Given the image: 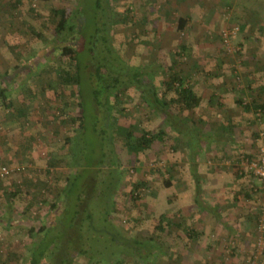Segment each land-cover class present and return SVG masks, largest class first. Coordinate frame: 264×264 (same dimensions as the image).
<instances>
[{"label":"rangeland","instance_id":"rangeland-1","mask_svg":"<svg viewBox=\"0 0 264 264\" xmlns=\"http://www.w3.org/2000/svg\"><path fill=\"white\" fill-rule=\"evenodd\" d=\"M10 1L0 0V87L10 91L12 101L8 109L0 102L4 156L0 158V164L24 169L14 172L0 187V264H16L17 257H23L25 262L29 254L26 247L31 243L28 228L32 220H36L37 227L41 225L37 222H43L48 211L43 199L50 200L60 194L67 185V176L76 179L77 187L86 182V193L93 194L97 185L94 169L105 145L109 158L103 166L104 174H109L110 168L120 181L115 188L116 205L109 226L101 212L91 218L103 230H85V237L88 238L87 233L90 235L86 249L89 256L78 254V249H83L77 248L80 245L77 232L60 239L65 245L72 242L71 252L77 251L75 264H89L90 260L91 264H114L118 258L122 264H264V232L258 230L264 195L248 163L259 154L264 116L246 111L238 103L239 100L247 105L253 100L264 101V92L256 91L264 87V23L263 28H260L262 24L253 26L251 22L249 27L242 28L243 15L247 16V11L243 10L240 15L234 10L233 4L237 2L233 1L197 0L200 5H219L220 16L214 25H210L211 15L205 9L202 12L196 0H186L184 8L175 0L102 2V6L114 7L119 19H123L125 12L129 15V19L112 29L114 46L127 67L144 69L151 62L167 71L172 67L182 75L190 74L189 83L197 93H206L203 95L205 108L200 106L179 116L195 120L197 125L193 126L203 131L206 135L202 137L209 140L199 161L205 191L203 197L210 206L211 203L219 204L227 222L224 226L208 213L209 210L200 212L195 205L188 146L182 141L176 143L178 135L166 123L165 117L142 105L137 92L130 90L121 104L123 112H114L118 118L116 126L137 125L141 130L165 132L164 141L154 142L137 155L128 153L115 125L114 129H108L106 141L101 134L105 130L103 123H99L98 133L95 132L92 91L97 90L99 83L93 86L88 74L79 87L85 100L86 128L77 133L79 123L62 125L54 119L55 115L63 118L64 113L76 118L79 111L71 95L72 89L62 91L54 72L49 74L50 77L43 75L53 67L59 55L57 47L50 49L58 43L54 26L45 24L42 27L40 24L42 19L47 23L50 6L41 0H21L18 11H12L7 4ZM51 2L54 7L66 8L77 15V0ZM93 5L94 0H88L86 19L89 28L95 16ZM189 12L193 16L188 17ZM36 15H39L38 20ZM184 17L189 18L188 29L180 32L178 22ZM254 19V24L264 19L263 13ZM28 24L35 33L28 31ZM233 27L238 30L228 46L222 34ZM257 29L259 34L255 32ZM18 30L25 33L19 34ZM182 45L187 46V52L179 56L177 53ZM81 56L84 62L86 46ZM34 68L39 70L35 73ZM169 75L162 73L156 80ZM220 85L225 92L222 91L213 104V101L209 103V91ZM43 93L45 97H42ZM220 100H226L225 105L218 106ZM18 109L24 110L25 118L18 115ZM103 111L95 113L105 114ZM113 123V118L105 121L108 126ZM139 135L137 131L135 136ZM70 137L73 138L68 144L66 141ZM113 160L116 161L114 166ZM171 179V187L165 186ZM141 181L147 186L135 191L134 185ZM98 189L102 191L101 187ZM16 191L26 194L24 197H28V201L12 196ZM31 192L37 195L33 196ZM133 196L138 197L137 202ZM36 200L44 202L43 205L37 204ZM28 202L31 209L26 208ZM14 208L19 214L26 215L23 219L19 215L17 224L12 223L3 232V223L8 218L13 219ZM28 215L32 219L30 224ZM162 216L172 224L168 226ZM21 220L24 228L19 224ZM160 226L168 229L162 236ZM191 230H194L192 239L188 236ZM170 231L173 233H168ZM152 246H156V250ZM143 255L150 258L144 261L139 257Z\"/></svg>","mask_w":264,"mask_h":264},{"label":"trees","instance_id":"trees-1","mask_svg":"<svg viewBox=\"0 0 264 264\" xmlns=\"http://www.w3.org/2000/svg\"><path fill=\"white\" fill-rule=\"evenodd\" d=\"M41 1L48 3L50 9L47 23L46 21L43 23V19L41 23H39L42 27L46 26L45 24L54 26V34L58 37V43L53 45L50 49L52 50L54 47H57V51H59V55L55 58L56 60L53 67H49L48 71L44 72L43 75L46 77L54 72L57 83L62 91L64 89H72L71 95L74 97L76 107L79 111L76 118H72L69 113H64L63 118L55 115V120L58 119L59 123L62 125L79 123L77 133L86 128L85 121L87 119V112L84 106L85 100L79 87L82 80L84 81L85 74H88L89 80L93 82V86L99 83L97 90L92 91L94 97L93 110L96 115L94 125L96 129L95 132H97V126L99 123H103L105 130L107 131L103 130L101 133L104 141H106V134L109 131L108 129H114L116 124L118 125V118L114 116V112H123V107L121 105L125 102L123 98L127 97L130 90H133L134 92H137L141 104L145 105L150 112L165 117L166 123H168L171 129L178 135L176 143L179 144V142L184 141L192 151L201 146L202 142L205 140L202 135L206 134L193 126L197 125L195 120L192 118H181V116H179V114L184 111L198 109L202 101L201 97L194 90L192 83H189L191 80L190 75H182L176 72L172 67L168 68L167 71L161 65L156 64V66H154L156 62H151L145 66L142 65V67L144 66V69L140 68L141 66L138 68L127 67L125 65L127 64L126 61L120 57L119 52L114 46L112 29L115 25L123 23L125 20L129 19V15H127L126 12L123 19H119V13L114 7L110 5L107 8V6H102L103 0H94L93 6L95 9V16L92 20V27L89 28V23L86 19L88 0H77V15L75 13L72 14V12L66 8L54 7L51 2L52 0ZM21 3V0H12L10 3L7 2L12 11H18V7ZM125 10L128 13L130 12L129 8H126ZM38 16L36 15V20H38ZM185 22V19H179L178 29L180 32L184 29ZM28 31H31L32 33L34 32L33 27L29 24ZM17 32L19 34L25 33L24 30H18ZM37 35L39 36L40 34ZM85 46L87 48V56L86 60L83 62L81 54ZM10 48L14 49L15 47L10 46ZM186 52L187 46L182 45L180 52H178L177 55H184ZM44 55L45 53L43 56ZM65 64H67L66 67L64 66ZM111 64L115 67L113 68ZM34 70H36V73L39 68H34ZM162 73L166 75L170 73V75L163 80H156L157 76ZM9 92L8 89L0 87V102L7 109L12 106ZM42 97H45L44 93L42 94ZM112 99H114V102H112ZM238 103H240L246 111H253L258 115L264 116V101L260 102L253 100L252 104L247 105L239 100ZM101 109H104L103 112L105 114L101 113L98 115V113H95L97 110L100 112ZM17 112L19 113V116L25 118L23 109H18ZM110 118H113L114 123L108 126V124H105V121H108ZM137 131L140 133L139 136H135ZM116 132L124 139V145L128 153L134 155L146 151L156 141H164L165 135V132L162 130L158 132L146 131L141 130L137 125H130L129 127L116 126ZM72 138L73 137L67 139L66 143L70 144ZM207 141L209 140H205L206 143ZM105 147L106 145L102 148L101 157H99L98 163L94 169V176L97 185L99 184L98 187H101L102 191H100L96 185L97 188L95 187L93 189V194L88 195L85 191L86 182H83L82 185L80 184L77 187L76 179L67 176V185L60 194H57L55 198L50 200L43 199L45 205H48V211L46 212V215H44L45 218L43 222H37L41 223L39 227L34 224L36 220H32L31 215H28V224H30L32 220V223L28 228V237L31 240V243L26 247L29 254L26 257L27 259L25 262L23 261V257H17L16 264H75L77 258L74 254H77V251H75V253L71 252L70 247L72 242L65 245V243L61 241L71 232H77V238L80 241V245L77 248L82 247L83 249H78V254L89 256V251L86 249H88L87 246L89 244L90 235L87 233L88 238H86V231L93 232L95 228H99L98 232L103 230V227L97 225L96 222L93 223L91 218L96 217L97 214L101 212L102 216L105 217V223L109 226L111 212L114 210V205H116L115 188L120 182L116 179L117 177L114 176L110 168L108 170L110 175L104 174L103 166H105L107 162L106 159L109 158L108 153L105 151ZM176 149L177 148H175V150ZM193 158L194 157L190 159L189 170L195 189V205L198 206V209L201 211H213V207H209L204 201L205 198L203 195L205 194V191L203 190V179L199 173V166ZM114 163H116V161H111L113 166ZM78 164L79 163H77V167H79ZM0 165L8 166L7 164ZM18 168L20 167H14L16 173ZM25 180L26 179L24 178V181ZM4 181L5 180L0 181V187L3 185ZM171 181L172 179L167 180L165 186L171 187ZM107 183L112 186H106ZM146 186L147 184L144 181H141L134 185V190L139 191L141 187L144 188ZM3 193L7 192L3 191ZM28 194L30 195V193ZM25 195L26 194H23L22 191H16L12 196L16 197L17 200L24 199V201H28L29 198L24 197ZM32 195L35 196L37 194L33 193ZM36 201L39 205H43L42 203H44L40 200ZM134 201H138L137 196L134 197ZM31 207L32 205L28 202L26 208L31 209ZM213 212L217 215L215 210ZM11 215L13 218L12 220L9 218L6 220L4 219L6 222L3 223L2 226L4 229L3 232L7 231L12 223L17 224V217L19 215L22 216L23 219V215L26 214H19V210L14 208ZM218 218H220L219 214ZM260 218L261 216H259L258 219L259 225ZM162 221H166L168 226L172 224L165 216H162ZM19 224L22 225L21 228H24L22 220ZM159 230L162 231L161 236L168 231L167 228L162 226L159 227ZM168 233L172 234L173 232L170 231ZM193 234L194 230H191L188 236L191 238ZM38 235H43V237L38 238ZM1 238L0 233V240ZM120 242L122 243V241ZM1 245L3 246V244ZM66 246H68V248ZM153 247L154 246H152V248ZM233 249L236 250L235 248ZM154 250H156V246L154 247ZM149 256L151 257L152 254ZM149 256L143 255L139 257L145 261V259L147 260L150 258ZM89 264H91V260ZM114 264H122V261L119 258L115 259Z\"/></svg>","mask_w":264,"mask_h":264},{"label":"crops","instance_id":"crops-1","mask_svg":"<svg viewBox=\"0 0 264 264\" xmlns=\"http://www.w3.org/2000/svg\"><path fill=\"white\" fill-rule=\"evenodd\" d=\"M165 1H167V0H165ZM178 1H180V3L182 4V7L184 8V6H186V0H175V2L177 3ZM188 1V0H187ZM225 1H233L232 3H235V2H237L236 4H233L234 5V10H236V11H238L239 12V14L241 15V12L243 11V10H245V11H247V16H245V15H243V24H242V28H244V27H249V24H250V22L253 24V26L254 25H259V24H262L261 26H260V28H263L262 26H263V23H264V19H262V20H259V22H256V24H254L255 23V19L254 18H256L257 16H261V14L263 13V16H264V0H258V1H256V0H225ZM263 1V2H262ZM196 2H197V0H196ZM202 2V1H201ZM195 3V2H194ZM229 3V2H228ZM197 4L200 6L199 8H200V10H202V12L204 11V9L205 10H207V12L209 13L208 15H211V24L210 25H214L215 23H216V20H217V18L220 16V13H219V5H213L212 3H209V4H211V5H207L206 3H204L203 5H200V3H198L197 2ZM228 5H230V4H228ZM226 6V5H225ZM237 6V7H236ZM220 7H222V5L220 4ZM228 8H230V6H228ZM215 11V12H214ZM188 15V14H187ZM191 16H193L192 14H191V12H189V15H188V17H191ZM237 18V17H236ZM248 18H249V20H248ZM180 19H185V27H184V29H182V31L183 30H185V29H188L187 27H188V19L187 18H180ZM236 22H238V20H236ZM179 23V22H178ZM179 25V24H178ZM241 26V25H240ZM253 26H252V29H253ZM179 28V27H178ZM245 30V29H244ZM255 32L257 33V34H259V29H257V30H255ZM220 61L218 60V63H219ZM218 66H219V64H217ZM190 75V74H189ZM214 76V75H213ZM217 77H219V74H218V76ZM210 81H212V79L210 80ZM217 86H218V84H217ZM195 90V89H194ZM262 91V93L264 92V87H260V88H258V90H256L257 92L258 91ZM196 91V90H195ZM222 91H224V90H222V87H221V85L218 87V88H216L215 90H213V91H209L210 92V94H209V98L210 99H208L209 100V103L210 102H212L211 104H213L214 103V101L216 100V99H218L220 96L219 95H221L223 92ZM256 91H254V93L257 95V92ZM197 92V91H196ZM225 92V91H224ZM200 97H201V99H202V101H201V104H200V106L201 107H203V108H205V103H203L204 101V99H203V95H206V93H197ZM206 97V96H205ZM207 97V98H208ZM225 102H226V100H220L218 103H217V105L219 106V105H221V106H223V105H225ZM226 123H228V121L226 122ZM203 132V131H202ZM3 139L0 137V158L1 159H3L4 158V156H3V149H2V145H3V141H2ZM182 142H184V141H182ZM209 141H207V143H208ZM185 144H186V142H185ZM206 144V142H205V140L202 142V144H201V146L200 147H198V149H193V151L192 150H190L189 149V147H188V150H189V165H190V159H192V157H194L193 159H195L196 160V162H197V164H198V166L200 167V163H199V161H200V158H201V156H202V154H203V150H204V145ZM187 145V144H186ZM8 158V157H7ZM12 158V157H11ZM200 170V169H199ZM201 171V170H200ZM200 171H199V173H200ZM191 176V175H190ZM202 178V177H201ZM191 180H192V178H191ZM192 184H193V182H192ZM194 186V185H193ZM194 191H195V189H194ZM212 205L210 206V205H208V204H206V205H208L209 207H213V211L215 210L216 211V213H217V215L213 212V211H208V213H210V214H212L222 225L224 224H226L227 222L224 220V217H223V214H222V210H221V208H220V206H219V204L218 203H211ZM196 207H198V206H196ZM200 212H205V211H201L200 210ZM207 213V212H206ZM218 214L220 215V218H218Z\"/></svg>","mask_w":264,"mask_h":264},{"label":"built area","instance_id":"built-area-1","mask_svg":"<svg viewBox=\"0 0 264 264\" xmlns=\"http://www.w3.org/2000/svg\"><path fill=\"white\" fill-rule=\"evenodd\" d=\"M238 30L237 27H233L231 30L223 31V39L224 43L229 46L230 38L232 35ZM261 147L259 154L256 159L248 160L249 163V169L252 171V173L256 176V178L259 181L260 189L263 192L264 195V133L261 134ZM23 168H18L17 172L21 171ZM15 171V169L10 168L6 165H0V181L6 180L9 178ZM259 230L261 233L264 232V210L260 218V225Z\"/></svg>","mask_w":264,"mask_h":264}]
</instances>
